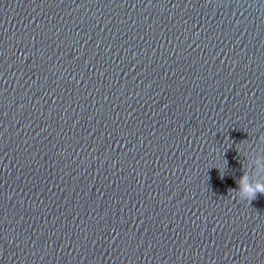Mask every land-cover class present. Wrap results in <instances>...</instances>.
<instances>
[{
  "label": "water",
  "instance_id": "water-1",
  "mask_svg": "<svg viewBox=\"0 0 264 264\" xmlns=\"http://www.w3.org/2000/svg\"><path fill=\"white\" fill-rule=\"evenodd\" d=\"M264 0H0V264H264Z\"/></svg>",
  "mask_w": 264,
  "mask_h": 264
},
{
  "label": "clouds",
  "instance_id": "clouds-1",
  "mask_svg": "<svg viewBox=\"0 0 264 264\" xmlns=\"http://www.w3.org/2000/svg\"><path fill=\"white\" fill-rule=\"evenodd\" d=\"M238 188L230 189V194L232 192H237V196H232L234 199L239 201H247L250 203L252 200L256 199L257 195H264V181H255L249 183L246 175L242 176L239 181H237Z\"/></svg>",
  "mask_w": 264,
  "mask_h": 264
}]
</instances>
